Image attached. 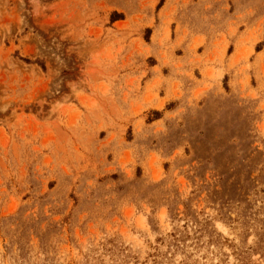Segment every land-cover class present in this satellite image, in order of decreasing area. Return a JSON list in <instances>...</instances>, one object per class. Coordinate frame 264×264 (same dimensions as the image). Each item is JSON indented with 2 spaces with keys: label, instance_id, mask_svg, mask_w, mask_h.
Here are the masks:
<instances>
[{
  "label": "rangeland",
  "instance_id": "rangeland-1",
  "mask_svg": "<svg viewBox=\"0 0 264 264\" xmlns=\"http://www.w3.org/2000/svg\"><path fill=\"white\" fill-rule=\"evenodd\" d=\"M160 1L0 0V264H264V0Z\"/></svg>",
  "mask_w": 264,
  "mask_h": 264
},
{
  "label": "trees",
  "instance_id": "trees-1",
  "mask_svg": "<svg viewBox=\"0 0 264 264\" xmlns=\"http://www.w3.org/2000/svg\"><path fill=\"white\" fill-rule=\"evenodd\" d=\"M162 0L160 1V4H161ZM119 19H122V15L119 14V13H112L111 15V21H115V20H119ZM28 61V60H26ZM41 68L44 69V65L43 64H40Z\"/></svg>",
  "mask_w": 264,
  "mask_h": 264
},
{
  "label": "crops",
  "instance_id": "crops-1",
  "mask_svg": "<svg viewBox=\"0 0 264 264\" xmlns=\"http://www.w3.org/2000/svg\"><path fill=\"white\" fill-rule=\"evenodd\" d=\"M151 71V70H150ZM164 75V74H163ZM169 101V99H167L166 101H165V103L164 104H166L167 102Z\"/></svg>",
  "mask_w": 264,
  "mask_h": 264
}]
</instances>
